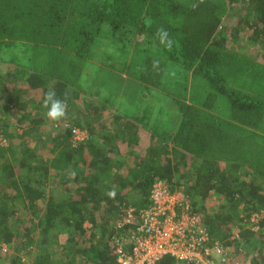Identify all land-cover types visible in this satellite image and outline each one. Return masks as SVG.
I'll list each match as a JSON object with an SVG mask.
<instances>
[{
	"label": "trees",
	"instance_id": "16d2710c",
	"mask_svg": "<svg viewBox=\"0 0 264 264\" xmlns=\"http://www.w3.org/2000/svg\"><path fill=\"white\" fill-rule=\"evenodd\" d=\"M193 3L0 0V128L9 139L0 146V242L17 251L0 247V264H118L114 239L131 227L118 221L150 204L158 177L187 188L228 262L264 264V218L258 230L251 220L264 210V0ZM161 26L171 51L154 36ZM246 28L240 46L256 44L255 53L229 46ZM49 90L67 98L57 124L88 137L49 129ZM122 92L133 108L114 102ZM163 95L168 111L158 107ZM142 126L153 129L150 145H141ZM209 199L218 210L204 205Z\"/></svg>",
	"mask_w": 264,
	"mask_h": 264
},
{
	"label": "built area",
	"instance_id": "2783aa9c",
	"mask_svg": "<svg viewBox=\"0 0 264 264\" xmlns=\"http://www.w3.org/2000/svg\"><path fill=\"white\" fill-rule=\"evenodd\" d=\"M59 125L71 129L75 141L88 137L86 131L66 122L56 124ZM8 144L9 139L0 128V146ZM263 218L264 210L253 215V229H259L257 224ZM120 221L117 227H131L127 236L114 239L118 264H157L170 256L181 264H233L228 262L227 247L213 239L203 215L194 210L187 189L165 178L158 177L153 183L147 207L137 213L129 207ZM238 231H234L237 237ZM0 247L5 253L10 251L5 242H0ZM24 261L28 263L27 259Z\"/></svg>",
	"mask_w": 264,
	"mask_h": 264
},
{
	"label": "clouds",
	"instance_id": "9594fccd",
	"mask_svg": "<svg viewBox=\"0 0 264 264\" xmlns=\"http://www.w3.org/2000/svg\"><path fill=\"white\" fill-rule=\"evenodd\" d=\"M203 2H204V0H199V3H193V4H191V7L193 9H195V8L199 7L200 3H203ZM144 23L146 26L151 27L153 21L151 18H147V19H145ZM154 36L158 40L160 45L164 46L169 51L172 50L175 41L172 37H170V34L166 28H164L162 26L157 28V30L154 33ZM160 64H161V62L159 59H153L152 60V71L154 73H158L161 70ZM169 75L174 77L176 75V73H175V71H172L169 73ZM43 107L45 109H47L46 115L50 120L60 121V120L67 117V114H68L67 98L66 97L64 99L59 98L57 96V93L55 92V90H49L45 94L44 99H43ZM107 195L110 198H115L116 193L113 190V191H109L107 193ZM199 213H201L203 215L202 212H199ZM203 218H204V216H203ZM204 222H205V218H204ZM87 225H89V224H87ZM15 242H16V240H15ZM18 242H17V245L19 244ZM13 251L14 250L10 246V251L5 253V254H12Z\"/></svg>",
	"mask_w": 264,
	"mask_h": 264
},
{
	"label": "rangeland",
	"instance_id": "374dc122",
	"mask_svg": "<svg viewBox=\"0 0 264 264\" xmlns=\"http://www.w3.org/2000/svg\"><path fill=\"white\" fill-rule=\"evenodd\" d=\"M235 19H238L237 17L235 18ZM231 21V23H230V25H229V27H230V30H231V26H233V25H235L234 24V21H232V20H230ZM229 30V31H230ZM246 30H247V28H246ZM246 30H242L241 32H240V34H239V36H238V38H236V40H234L233 41V38H230L229 40V46L231 47V46H235V48H237L238 50H240V53H247V51H248V53H255V52H257L258 51V45H256V44H246V45H244V46H240L241 45V43L242 42H245L246 41V43H248L247 41H248V38H249V32H248V30L246 31ZM261 59V58H260ZM262 60V59H261ZM0 70H2V69H0ZM91 73L93 74V75H98L99 74V69L98 68H95V69H93V70H91ZM195 84H197V85H199V86H202V88H204L205 90H206V87H205V85H203V83H199V81H196V83ZM115 89H120L119 87H118V85L117 84H113L112 85ZM123 88L124 89H126L127 90V92L128 93H131V92H134V94L135 95H139V97H143V94L141 93V90L140 91H137V90H135V89H133L132 90V88H128L126 85H123ZM143 92V91H142ZM144 92H146L147 93V90H145ZM124 92H122L120 95H119V97H117L116 99H115V101L114 102H119L121 105H124V106H126V107H131V108H133V104H132V102H131V100L129 99V96L128 95H125V94H123ZM156 94V93H155ZM155 101V98L152 100V102H154ZM173 106V103H172V101H170L167 97L165 98V96L163 95V97H162V100H161V104L158 106V107H164V111H168L171 107ZM38 113L40 114V111H38ZM166 113V112H165ZM106 121H109V120H111V119H113V115H111V113H105V118H104ZM57 123H59V122H57V121H53V120H49L48 121V123L46 124V125H48V127H49V129H51V128H54L55 126H56V124ZM15 130V128L13 127V128H11V131H14ZM57 133V131L56 130H53V132H52V135H54V134H56ZM48 140H50V138H48ZM14 142H15V140H14ZM16 142H19V140H16ZM48 142H50V141H48ZM36 143V142H35ZM30 144H33L34 145V141H32ZM46 151V153L47 154H49V151L48 150H45ZM204 205L210 210V212L211 211H214L215 209L216 210H218L219 209V204H217L216 203V201L215 200H213V199H209V200H207V202L206 203H204ZM204 216V215H203ZM205 218V217H204ZM236 229V228H235ZM17 242H18V240H16V242H15V245L17 246ZM232 252V251H231ZM239 258L241 257L240 255L238 256ZM26 258V257H25ZM244 258V257H243ZM244 260V259H243ZM26 263V262H25Z\"/></svg>",
	"mask_w": 264,
	"mask_h": 264
},
{
	"label": "crops",
	"instance_id": "0c3cea01",
	"mask_svg": "<svg viewBox=\"0 0 264 264\" xmlns=\"http://www.w3.org/2000/svg\"><path fill=\"white\" fill-rule=\"evenodd\" d=\"M35 113L36 114H38V110H36L35 111ZM41 113V112H40ZM114 119V118H113ZM112 120V119H111ZM110 121V120H109ZM150 126H146V127H140L138 130V133L141 135V137H142V142H141V145L143 146V144L145 145V146H147V145H150L151 143H152V137H151V135H150V133L149 132H152L153 133V129L151 128ZM152 130V131H151ZM150 135V136H149ZM122 148L123 149H126V151H124V153H129L131 150L128 148V146L127 145H120V149L122 150ZM139 152V151H138ZM214 240H217V239H214ZM12 244V243H11ZM14 244H15V241H14ZM13 246V248L14 249H16L15 248V246L14 245H12ZM11 246V247H12ZM15 253H16V255H17V251H13V253L12 254H14L15 255ZM10 256V255H9ZM20 261H22L21 259H20ZM23 263V262H22ZM5 264H14L13 262H11V260L10 259H8V260H6V262H5Z\"/></svg>",
	"mask_w": 264,
	"mask_h": 264
}]
</instances>
